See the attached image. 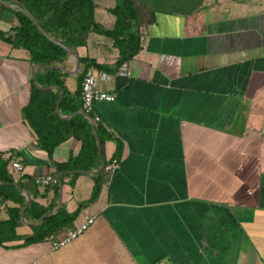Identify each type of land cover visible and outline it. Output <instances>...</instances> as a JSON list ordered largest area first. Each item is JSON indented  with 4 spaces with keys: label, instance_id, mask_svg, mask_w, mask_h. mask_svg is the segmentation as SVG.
Instances as JSON below:
<instances>
[{
    "label": "crops",
    "instance_id": "0c3cea01",
    "mask_svg": "<svg viewBox=\"0 0 264 264\" xmlns=\"http://www.w3.org/2000/svg\"><path fill=\"white\" fill-rule=\"evenodd\" d=\"M94 2L100 5L95 21L111 28L114 16L106 8L115 0ZM17 9L0 3V156L7 165L21 163L29 202L47 206L54 188L28 179L56 174L55 168L23 113L32 71L36 81L47 68L32 69L38 64L28 50L13 44ZM139 36V51L117 70L95 67L109 75L101 87L113 97L90 111L94 127L110 135L98 197L81 205L98 170L65 177L54 211L47 212H55L60 197V207L76 212L72 222L40 242H4L0 264H264V0L189 14L155 12L140 23ZM75 52L78 61L67 53L56 67L78 101L80 59L114 69L119 53L111 38L95 33ZM79 109L59 111L60 117ZM116 141L122 148L113 159ZM79 149L80 140L69 137L54 148L52 160L64 162ZM114 160V170L106 171ZM13 205L1 203L0 221ZM85 212L96 216L94 224L52 250L50 237L76 226ZM29 223L37 222L24 219L16 233L33 234Z\"/></svg>",
    "mask_w": 264,
    "mask_h": 264
},
{
    "label": "trees",
    "instance_id": "16d2710c",
    "mask_svg": "<svg viewBox=\"0 0 264 264\" xmlns=\"http://www.w3.org/2000/svg\"><path fill=\"white\" fill-rule=\"evenodd\" d=\"M9 1V0H3ZM24 6V9L17 5L18 9L13 11L19 25L15 28L13 44L28 50L30 61L35 64H42L47 69L43 73L35 76V84L31 85L32 90L27 106L23 113L29 126L35 132L39 144L46 151L48 158L55 168L56 174L60 175L63 182L65 177L74 178L78 175L75 172L69 175L71 171H88L95 173L100 167V160L97 153V140L90 127L89 118L82 113H77L70 119H62L56 112L55 104L60 91L43 89L46 86H56L63 90V95L59 101V111L65 115H71L81 108L80 99L73 98L64 88L61 72L55 67L61 64L67 51L61 46L49 41L42 33L38 31L33 21L26 15L24 10L29 11L37 20L43 32L52 39L60 42L68 48L85 46L90 33L104 35L112 39L114 46L118 49V57L115 62V68L110 69L105 65H97L94 60L81 58L84 69L88 66L96 67L98 70L115 71L125 61L131 59L140 49L139 26L141 19L132 0H115L112 8H106L114 16L113 26L107 28L97 23L94 19V10L100 7L94 0H15ZM186 1V0H185ZM198 1V0H187ZM242 1V0H230ZM192 3V2H191ZM183 4L182 13L189 14L199 7L198 2L193 6L186 7ZM157 11V10H156ZM152 11L147 21L154 19ZM84 71V70H83ZM40 86V87H39ZM43 87V88H41ZM80 89V86H79ZM77 96H80V90ZM88 114L92 117L91 112ZM94 132L102 145L110 135L100 125H95ZM69 137L80 140V149L77 155H70L64 162L52 160L54 148ZM121 144L116 141V148L113 154L116 159L121 153ZM8 160L0 156V205L6 201L14 205L7 208L9 217L7 220L0 221V245L11 240H23L22 245L34 242H40L45 238L54 235L62 227L70 224L76 215V212L67 213L63 206L59 208L57 214L45 217L38 226L32 227L33 234L19 235L16 233V227L21 224L20 211L24 207L25 197L20 193L19 188H23L21 179H14L8 172ZM103 172L101 171L94 177V185L90 198L83 204L91 203L98 197L101 184L103 182ZM31 181V179H28ZM73 182H71V185ZM54 188V199L51 204L43 206L34 200H30L24 210V219L31 222H38L39 218L47 211H54L56 207V197L58 194V184L47 186L45 188Z\"/></svg>",
    "mask_w": 264,
    "mask_h": 264
},
{
    "label": "built area",
    "instance_id": "2783aa9c",
    "mask_svg": "<svg viewBox=\"0 0 264 264\" xmlns=\"http://www.w3.org/2000/svg\"><path fill=\"white\" fill-rule=\"evenodd\" d=\"M109 75L97 71L95 67L88 66L84 69L80 81V101L81 109L85 112L91 111L93 105L97 101H111L112 95L101 87L102 82H107ZM116 167V160L112 161L105 167L106 171L111 172ZM23 168L18 160H11L8 164V172L14 179L21 177ZM34 186L47 187L57 184V175L53 173H45L40 175H33L29 182ZM95 215L85 212L82 215L81 221L71 229L65 231L61 236L52 238L50 237V246L52 250H58L73 240L81 236L89 227L95 222ZM28 264H38L33 261Z\"/></svg>",
    "mask_w": 264,
    "mask_h": 264
},
{
    "label": "water",
    "instance_id": "95a60500",
    "mask_svg": "<svg viewBox=\"0 0 264 264\" xmlns=\"http://www.w3.org/2000/svg\"><path fill=\"white\" fill-rule=\"evenodd\" d=\"M0 3H1L3 6H5V7H8L9 4L17 3L18 5H20V7H21L22 9H24V6H23L22 4H20L19 2L15 1V0H9V1H3V0H0ZM24 12H25L26 15H27V16L33 21L34 25L36 26V28L38 29V31H39L40 33H42V34H43V35H44L49 41L55 43L56 45L61 46V47H62L64 50H66L67 53H69L70 55L75 56L76 59H77V61H78L77 54H76L74 48H68L67 46L61 44L60 42H58V41L52 39L49 35H47L45 32H43V30H42V28L40 27L39 23L37 22V20L33 17V15H32L29 11L24 10ZM77 63H78V62H77ZM36 67H46V66H43L42 64H38V65H34V66L32 67V69H34V68H36ZM48 68H60V67H56V66H55V67H48ZM60 69L62 70V68H60ZM67 72H69V71H67ZM31 76H32V78H33V83L35 84L34 73H33V71H32V73H31ZM49 88H50V89H53L54 87H51V86H50V87H45L44 89H49ZM59 90H60V95H59V97H58V99H57V101H56L55 109H56L57 114L60 116L59 108H58V107H59V101L61 100V97H62V95H63V91L61 90V88H59ZM79 112H80V113H83L86 117L89 118L91 130H92L93 135L95 136V138H96V140H97V153H98V157H99V160H100V167H99V169H98V171H97V173H96V174L98 175V174L100 173V171L104 168V165H105V163H104V161H103V159H102V145H101V143H100V141H99L97 135H96L95 132H94V121H93V118L90 117V115H89L87 112H85L83 109H81V108L79 109ZM64 118L69 119L70 116H65ZM73 172H86V171H72V173H73ZM0 184H7V183H0ZM57 184H58V186L61 188L62 183H61L60 175H59V174H57ZM15 186L20 190V192L22 193V195L25 197L24 207L22 208V210H21V212H20V219H21V221H24V210L26 209L27 205L29 204V194L27 193V191H26L25 189H23V188H19V186H18L17 184H15ZM59 193H60V190H59ZM60 203H61V200H60V197H59L58 206H57L55 212H53V213H49V212H47V213L43 214V215L39 218V221H38L37 223H29V224L36 226V225L42 223L45 217H48V216H52V215L57 214L58 211H59Z\"/></svg>",
    "mask_w": 264,
    "mask_h": 264
},
{
    "label": "rangeland",
    "instance_id": "374dc122",
    "mask_svg": "<svg viewBox=\"0 0 264 264\" xmlns=\"http://www.w3.org/2000/svg\"><path fill=\"white\" fill-rule=\"evenodd\" d=\"M137 13L140 16L141 22L148 19L151 15L152 11L156 12H175V13H182L181 8L183 4H186L187 8L189 6H193L194 3L199 4V7L195 8L193 12L199 11L201 9L206 8H222L227 7V5L231 2L230 0H198V1H185V0H132ZM192 2V3H191Z\"/></svg>",
    "mask_w": 264,
    "mask_h": 264
}]
</instances>
